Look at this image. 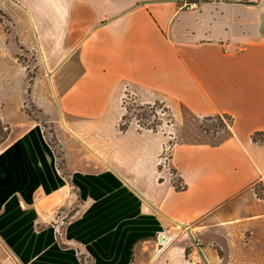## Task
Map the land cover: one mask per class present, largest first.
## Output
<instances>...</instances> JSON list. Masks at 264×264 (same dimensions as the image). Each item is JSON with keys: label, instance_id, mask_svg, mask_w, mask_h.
Returning <instances> with one entry per match:
<instances>
[{"label": "crops", "instance_id": "crops-1", "mask_svg": "<svg viewBox=\"0 0 264 264\" xmlns=\"http://www.w3.org/2000/svg\"><path fill=\"white\" fill-rule=\"evenodd\" d=\"M9 1L0 123L15 134L0 149V244L16 264H80L79 251L94 264H149L139 255L154 236L163 264H224L249 228L262 239L264 0H207L198 9L178 0ZM29 66L30 103L43 114L57 104L69 118L90 163L83 171L65 154L62 174L31 119ZM127 91L232 124L208 139L170 141L173 124L124 125Z\"/></svg>", "mask_w": 264, "mask_h": 264}, {"label": "rangeland", "instance_id": "rangeland-1", "mask_svg": "<svg viewBox=\"0 0 264 264\" xmlns=\"http://www.w3.org/2000/svg\"><path fill=\"white\" fill-rule=\"evenodd\" d=\"M187 1L189 0H178V2L182 5ZM194 1L202 3L207 0ZM5 2L10 3L9 0H0V18L4 14L1 8L4 7L3 4ZM122 102L126 112V119L123 121L125 126H127L129 123H135L136 126L140 127L141 129L158 128V130H160L166 124H173L172 127L175 128V126H177L178 129L176 128L177 133H175V135L173 134L174 137L170 141H180L183 138L184 140L190 141L202 140L206 138L208 139L211 138L213 134H216V132L227 129L223 125L227 122V119L224 117L221 119H208L205 117L196 118L185 112L183 108H179V114H175V112H173L164 103L158 101L152 103H143L142 101L136 99L135 95L130 93V91H127V95L122 94ZM51 111L52 113L45 114L48 117V119H46L48 121L44 123L47 125L45 128L51 130L50 134L57 141L62 151L64 160L65 154L69 157V165L71 166L70 168L83 171V169H86L87 166H90V163L84 161L83 154L86 150L83 149L82 138L80 139L75 131L65 124L64 120L68 122L69 118L63 116L59 112L57 104L56 107H54ZM37 117L38 116L36 113H31V119ZM42 125L43 124H41V126ZM43 126L42 129L44 132ZM14 134V130L12 131L0 123V149L10 141ZM166 147H164L161 155L159 156L160 159L164 157V160L161 159V162L163 161L165 163L168 161L167 157L170 153L168 145ZM160 165L162 166L163 164L161 163ZM68 167L69 166L66 165V169ZM256 195L259 198H264L263 187H257ZM71 205H74V203L72 202L70 206ZM64 209L65 208H63L61 211H57V215L59 216L53 219L52 223L56 231L59 230H57L58 218L61 216V213ZM247 233L248 236H246V238L243 236L245 239L242 237H236L234 240H232V243L230 244V256H228L227 263L224 264H264V234L262 235L261 239V236H255V233L253 234L250 228L247 230ZM58 235L60 234L58 233ZM156 241V237L154 236L153 242L155 243ZM154 243L147 249L142 250L141 254L139 255L140 261H146L149 264H163L162 257L159 256L161 254V250L158 252V248ZM219 253L220 256H223L221 251H219ZM88 256L90 259H87L86 264H94L93 259L90 257V255ZM8 261H11L13 264L17 263L15 259L9 254L7 249H5V247L0 244V264H8Z\"/></svg>", "mask_w": 264, "mask_h": 264}, {"label": "trees", "instance_id": "trees-1", "mask_svg": "<svg viewBox=\"0 0 264 264\" xmlns=\"http://www.w3.org/2000/svg\"><path fill=\"white\" fill-rule=\"evenodd\" d=\"M5 16L6 15L3 14L1 16V18H0V20L5 18ZM33 73H34V68L29 66L28 69H27V72H26V83H27V85L25 86V94H26V101H27L26 103H27V105H28L30 110L36 112V114L38 116L37 119L40 121L41 124L44 125V126L42 125L44 127V134H45L44 136H45L47 142L55 150V154H56V158H57L58 170L62 174L66 175L67 174L66 170H65L66 169V164H65V160H64L62 151H61L57 141L51 136V134H50L51 130H48L47 128H45L47 125H45L44 123H46V121H48V120H46V119H48V117L45 114H43L41 110L35 108L32 105V103H30L31 101H30L29 95H28V93H29L28 85L30 84V82H31V80L33 78ZM223 117L227 119V122L225 124H223V125H224L225 128H228L230 126V124H232V118L229 117V116H226V115L222 114V115H215V116H211V117L207 116L205 118H208V119H221ZM256 133L254 134V139H255ZM261 134H263V133H261V132L257 133V135H261ZM77 256H78V260L80 261V264H86L87 259L88 260L90 259L88 254L86 252H83V251H79Z\"/></svg>", "mask_w": 264, "mask_h": 264}, {"label": "built area", "instance_id": "built-area-1", "mask_svg": "<svg viewBox=\"0 0 264 264\" xmlns=\"http://www.w3.org/2000/svg\"><path fill=\"white\" fill-rule=\"evenodd\" d=\"M201 4H202L201 2L194 1V0H189V1L185 2L183 4V6L186 7V8L198 9L199 7H201ZM224 51H226V49H224ZM166 149H167V147H166ZM161 159L164 160V157L161 158ZM161 159L159 158V164L162 163L163 164L162 166L166 167L167 166V161H166V163L163 162V161L161 162ZM167 159H168V157H167ZM175 183H176L177 188L180 189V190L185 189V187H186V185L184 184V182L181 181V180H177Z\"/></svg>", "mask_w": 264, "mask_h": 264}, {"label": "water", "instance_id": "water-1", "mask_svg": "<svg viewBox=\"0 0 264 264\" xmlns=\"http://www.w3.org/2000/svg\"><path fill=\"white\" fill-rule=\"evenodd\" d=\"M163 238V236L162 235H160V237L158 238L159 239V241H161V239Z\"/></svg>", "mask_w": 264, "mask_h": 264}]
</instances>
